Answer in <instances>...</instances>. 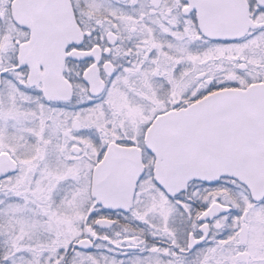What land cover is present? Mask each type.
I'll use <instances>...</instances> for the list:
<instances>
[{"label": "snow or ice", "instance_id": "obj_1", "mask_svg": "<svg viewBox=\"0 0 264 264\" xmlns=\"http://www.w3.org/2000/svg\"><path fill=\"white\" fill-rule=\"evenodd\" d=\"M0 264H264V0H0Z\"/></svg>", "mask_w": 264, "mask_h": 264}]
</instances>
